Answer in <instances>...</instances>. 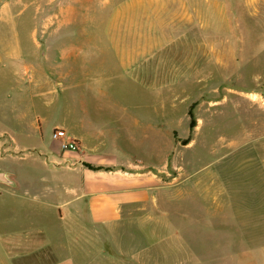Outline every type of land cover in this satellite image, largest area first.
<instances>
[{"label":"rangeland","instance_id":"rangeland-1","mask_svg":"<svg viewBox=\"0 0 264 264\" xmlns=\"http://www.w3.org/2000/svg\"><path fill=\"white\" fill-rule=\"evenodd\" d=\"M61 23L79 31L54 26ZM100 24L136 26L147 53L131 70L115 60L111 73L96 65L89 81L126 114L158 123V149L168 146L167 158H158L159 220L147 231L60 223L23 192L26 169L49 183L56 178L44 164L53 126L75 133L84 104L104 102L54 78L59 44L84 43V26ZM93 112L94 121L109 120ZM5 127L19 141L12 149L10 136L0 138V170L18 183L0 184V260L16 256L8 251H46L45 262L76 264H264V0H0ZM85 246L93 251H79ZM120 251L158 255L141 260Z\"/></svg>","mask_w":264,"mask_h":264},{"label":"crops","instance_id":"crops-1","mask_svg":"<svg viewBox=\"0 0 264 264\" xmlns=\"http://www.w3.org/2000/svg\"><path fill=\"white\" fill-rule=\"evenodd\" d=\"M54 26H57L59 30H68L70 33L79 31L78 28L75 29L77 27L75 24L61 23ZM50 27L43 26V29L46 31ZM84 28L87 32L84 43L74 41L70 36V42L65 41L59 44L61 46L59 56L57 54L55 57L54 78L60 80L59 85L63 87H83L86 95L92 98L91 101L102 99L104 102L84 104L79 128L75 133H67L64 130V124L53 126V130L61 129L71 138L76 139L81 148L76 151L62 150L60 141L52 138L49 153L45 154L47 158L44 164L50 165V172L57 174L56 178L49 180V183L46 181L48 179L43 180L41 176L36 175L33 169H26L22 184L23 192L28 199L38 200L37 205H32L34 209L40 210L41 203L50 206L57 214L55 218L60 223L77 224L87 230L92 227H101V230L105 232H108V229H120L121 225L125 227L128 224H134L141 226L135 229L147 231L145 224H158L159 220L156 213L159 206L162 207L159 189L162 191L163 186L159 184L157 173L158 158H167L162 156L167 155L168 146L165 147L164 152L158 149V123L143 124L137 117L126 114L127 106L111 100L109 95L89 83L95 78L93 75L97 74L94 70L96 65H99L100 70H106V73L112 72V67L117 61L123 63L125 70H131L135 65H140L142 59L147 56L142 48L141 31L134 25L122 24L110 26L100 24L84 26ZM98 33H106V36ZM18 55L20 52L11 56L16 60ZM117 69L118 72L115 73L121 71V68ZM26 72L29 78H32L29 68H26ZM124 73L127 75L130 71ZM144 74L145 80L151 77L147 72ZM66 80L68 84L63 83ZM37 86L44 87L42 84ZM91 111L99 116L103 114L109 120L96 122L89 116ZM37 121L35 130L43 137L41 118L37 117ZM8 136L13 140L10 142L12 145L10 148L13 149L19 140L12 135L11 128L5 127L4 130L0 128V138ZM1 142L3 143V140H0ZM0 171H6L11 176L13 173L8 170ZM57 172H64L66 175L59 177ZM0 184L5 183L0 182ZM2 190L4 189L0 187V191ZM132 209L137 214L131 216ZM123 230L126 229L123 228ZM149 232H152L151 229ZM79 251L93 250L85 246ZM17 252L8 251V254L16 253V256L11 258V261L1 259L0 264H20V262L33 264L34 261H40V264L77 263V260L74 261L73 258L45 262L46 251ZM120 252L124 256L140 257V259L143 256L158 255V251ZM36 255L43 257L39 259L41 258L39 256V260L32 258Z\"/></svg>","mask_w":264,"mask_h":264},{"label":"built area","instance_id":"built-area-1","mask_svg":"<svg viewBox=\"0 0 264 264\" xmlns=\"http://www.w3.org/2000/svg\"><path fill=\"white\" fill-rule=\"evenodd\" d=\"M52 138L60 141V146L62 150H75L76 151L81 148L80 143L76 139L71 138L61 129H58V128L54 129L52 133Z\"/></svg>","mask_w":264,"mask_h":264},{"label":"water","instance_id":"water-1","mask_svg":"<svg viewBox=\"0 0 264 264\" xmlns=\"http://www.w3.org/2000/svg\"><path fill=\"white\" fill-rule=\"evenodd\" d=\"M0 182L5 183L9 186L16 187L17 181L6 171H0Z\"/></svg>","mask_w":264,"mask_h":264}]
</instances>
